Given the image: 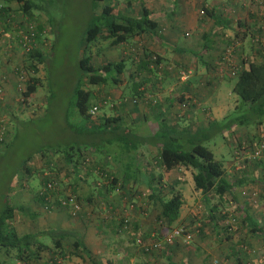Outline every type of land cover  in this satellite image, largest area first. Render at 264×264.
I'll list each match as a JSON object with an SVG mask.
<instances>
[{"label":"crops","instance_id":"crops-1","mask_svg":"<svg viewBox=\"0 0 264 264\" xmlns=\"http://www.w3.org/2000/svg\"><path fill=\"white\" fill-rule=\"evenodd\" d=\"M109 1L115 6L116 12L129 16L140 14L139 3L146 7L148 17L158 25V35L141 34L120 45L123 49L121 55H127L126 52L130 45L132 48L135 47L156 54L159 60L158 66L154 67L152 63H149L146 70L139 73V64L145 58L142 57L141 52L137 56L132 54L134 69L133 72H129L128 66H126L127 77L123 79V84L127 83L130 74H135L136 77L142 75L143 78L151 76V83H153L154 77L152 76L155 75L154 70L158 71L157 67L171 71L170 73L164 72L165 76L163 77L165 79L172 78V71L174 70L178 73L179 70L190 67L193 69L194 76L198 77L199 80L202 79L203 82L200 83L198 80L197 82L176 81V84H168V86L167 80L165 86L154 83L148 89L139 84L135 97L131 99L134 105L130 111L122 109L124 100H117L118 105L114 107V115H106L105 117L119 116L122 125L131 128L134 139L132 154H120L121 149L119 147L115 148L113 152L112 149L106 150V147L99 146L98 154L91 153L94 160L92 167L94 168L91 167L87 171L89 176L84 177L78 174V170L73 171L71 178L67 179V183H64L82 199L84 204L82 211L73 217L61 208L47 211L41 216H36L37 227L35 229L25 232H44L49 229L67 231L68 234L63 238V248L67 249L66 246L73 241L74 237L79 238L89 249L92 262L96 264H143L146 257L135 249L131 239L132 235L138 234L147 238L152 230L151 227L156 224L154 223L156 212L151 210L155 204L152 205L153 201L146 202L145 198L142 197H145L151 187H155L158 179L164 187V192L167 191L169 184H174V188L181 193L182 204L179 210L178 224L192 225L191 221L194 219H192L191 212L193 209L189 208L192 203L198 204L203 212L199 215L200 220L196 224L200 228H197L195 233H191V237L190 235L188 237L194 243L189 245L188 239L183 240L185 236L184 238L179 237L177 246H174L173 250L169 252L171 261L176 264H202L203 261L206 264H236L238 259L241 264H264V181L260 182L262 193L259 200L254 201L242 193L246 191V186L249 184L247 177L254 178L252 177L253 170L256 171L257 169V173L261 172L264 163L247 165L245 170L234 169L232 161L231 168H225L222 164L223 169L225 168L224 171L227 172V176H230L231 180L240 179L244 183L235 185L232 192L217 199L210 194H202L200 191L194 190L193 184L187 181L188 178L191 180L189 168L180 166L167 171L162 170L156 160V146L150 143V139L155 137L157 127L161 122L180 130L186 129L195 132L206 127L210 120L220 121L222 119L223 116L220 115L221 112L217 106L212 101L210 102L209 98H204V96L214 92L212 86L214 83H211L210 80L216 76L223 77L226 74V69L236 73L245 64L239 62V56L235 52L233 53L234 57L225 59L222 56L221 51L223 49L221 50V46L229 41L230 30L231 39L236 38L237 34L233 32V26L238 22H244L248 26L243 28L245 35L244 31L240 34L241 36L244 35L245 38L240 43L239 55L244 57L243 59L246 61L250 59L261 60L263 52L260 53L255 50L253 56H249L243 51V47L245 40L250 47L249 37H256L259 34L264 38V7L259 11L253 9L247 0ZM203 5L210 8L212 13L200 14L199 9ZM226 5L231 6L229 14L226 13ZM218 16L222 19L219 20ZM197 47L202 48L201 51H204V55H196L195 49ZM11 48L13 51H17L15 43L9 36L0 39V56H4L3 63L11 55ZM4 80L5 78L1 75L0 87L7 88L9 81L5 83ZM202 100L203 103L201 104ZM94 123L98 125L100 122ZM239 127L241 126H231V134L233 133L235 137L241 131ZM242 133L243 138H251L255 141L264 134V122L250 130L243 128ZM225 134L226 130L222 136L225 137ZM234 140L235 138L231 137V153L234 145L239 143L238 140ZM230 155L232 158V154ZM61 161L64 165L63 160ZM123 168H126L128 173L132 175V181L130 180L123 187L119 184V180L115 183H107L106 178L101 174L112 173L117 177L123 173ZM68 169L70 170L69 167ZM186 172H189L187 178ZM254 176L256 177V175ZM129 186L131 189L129 188L128 192L130 191L131 194L133 191L134 193L133 197L129 200L126 199L125 202L122 193L124 189L127 191ZM184 189L188 192H185ZM13 193L15 194L16 191ZM232 195L234 197H231ZM100 202L104 205H113L116 210L117 207H121L122 210L125 209L131 224L129 229L127 231L122 229L115 215L103 214L104 212L99 207ZM215 203L218 204L220 212L223 213V209L226 208L231 211V213L228 212L229 215L227 216L231 215V221L238 222V228L231 238V248L230 243L228 244L222 235L225 220L209 212L210 207ZM237 207L242 209L239 214L234 213L238 211ZM244 211L247 212L246 215ZM17 220V217L14 216L13 226ZM233 227L235 228V225ZM15 229L17 230V228ZM180 242L183 244L181 245ZM42 243L46 246L51 244L50 240L46 242L43 240ZM44 252H46V248L39 251L40 256L37 255V258L32 259L33 263L44 264ZM161 257L165 258L164 254ZM211 260L214 263H211ZM77 263L82 264L81 259L70 253L60 262V264Z\"/></svg>","mask_w":264,"mask_h":264},{"label":"trees","instance_id":"trees-1","mask_svg":"<svg viewBox=\"0 0 264 264\" xmlns=\"http://www.w3.org/2000/svg\"><path fill=\"white\" fill-rule=\"evenodd\" d=\"M12 1L18 4L19 10L22 14H24V11L27 12L26 10L30 9L32 6L31 0ZM138 6L140 8V14L138 16H129L116 12L115 6L111 4L109 0L108 2L103 3L99 8V12L92 14L84 29L83 40L86 46L96 40L99 36L110 38V45H121L122 43L128 42L131 38L140 36L141 34L158 35V25L153 19L148 17L146 7L140 4H138ZM201 10L203 11V15L204 13H212V10L205 5L202 6ZM7 12L8 7H0V39L9 32V38L14 40L13 43L17 44L15 45L16 49L23 51V62L25 63V70L28 72V78L25 80L24 89L20 94L24 100L28 98L30 94H33L37 84L40 82L34 74L37 72V65L43 62L44 55L36 46H34V43L38 42L40 39V36L42 35L41 30L43 28L41 24H32L31 21L28 20L10 26L9 22L11 18L6 15ZM26 14L30 15L29 13ZM4 15L6 16L2 22V17ZM218 19L221 20L222 18L218 16ZM241 23L242 22H239V25ZM25 35L28 37L26 42L28 48H23L21 46ZM131 51L135 53H130ZM144 51L139 50V48H130L126 52L127 55H120L118 60L114 62L106 61L99 66H95L90 61L89 55L82 54L77 61L79 75L85 78V82L88 84H104L107 79H110L111 82L115 84L121 78L127 77V71L125 70L127 61L125 62V60L130 58V61L133 62L131 59L132 54H136L137 56L139 52H141L142 57L145 58L141 60L139 64V73L146 70L149 63H152L154 67L158 66L159 60L156 54ZM262 52L261 60L258 61L252 59L246 61L243 59L244 57L239 56V62L245 65L234 73V75H230L234 77V81L231 85V92L240 99L242 113L236 116H229V118L224 116V119L221 121L210 120L206 127L200 128L195 132H190L186 129L180 130L172 125L166 124L165 122L160 123L157 127V133L155 137L150 139V143L156 146L155 156L158 166L162 170L167 171L180 166L187 169L189 168L191 170V180L194 190H198L202 194H210V196L216 197L217 199L232 192V188L235 185H241L244 183V181H241L240 179L234 181L231 180L225 173L222 163L214 159L211 150L206 148L202 143L212 138L215 134H223L225 130L226 132L229 130L231 133L230 128L233 125L241 126L245 129L249 128L250 130L264 122V48ZM156 69L160 70L161 67H157ZM124 71L126 74H123ZM1 75L4 76L3 74ZM130 76L136 77L137 75L130 74ZM139 78L140 76H138V80ZM133 89H135V86H133ZM74 93V105L79 116L89 120L91 117L88 113L89 108H97V105H91L89 103L92 91L77 86ZM135 93L136 92H133L132 94L134 97ZM101 101H104V99ZM191 104L193 103L191 102ZM101 124L107 128L100 129L99 126ZM87 125L88 126H86L84 130L86 139L84 142L68 145L64 149L52 148L46 151L40 150L35 155L28 156L20 165L19 168L22 169L21 172L25 173V175H30V177L33 176L36 180L35 187L30 193V198L36 206L39 205L46 211L58 210L61 208L64 209L69 216L73 217L82 211V206L84 205L82 199H80L76 193L68 188H64L62 186L63 183L56 179L50 161L52 156H57L59 154L60 159L63 160L64 165L70 168V171L76 172L78 170L77 172L79 175L87 177L89 176L87 171L90 170L89 168H91L92 165H94L91 153L98 154L100 151L99 146L102 145L103 147H106V150L112 149L113 152L115 151V148L119 147L121 149L120 154H132L134 139L132 138L131 128L121 125L119 116L102 117L98 125H95L94 122H89ZM104 129L107 131H104ZM104 132L111 135L110 139L107 137L108 134H103ZM103 136L106 137L104 138L105 140H103V143H101L100 140L102 141ZM258 139H255V141ZM245 142L248 145H251L254 140L247 138V141ZM238 144L239 143H236L235 148L238 147ZM85 154H88L87 158H84ZM33 159H37L39 165L41 164V166H39L40 168L37 170H30L29 168L30 166L28 165V162ZM82 159L84 162L85 159H87L85 167H80V161H82ZM258 163L262 164L264 161H255L252 164L256 165ZM44 170L49 171L50 175H43L42 172ZM34 172L36 173L34 174ZM101 174L106 178V181L109 184L115 183L119 180L121 187L127 185L130 180L132 181V175L131 173H128L126 168H123V173H120L117 177L112 173ZM48 181L54 183L51 189L48 191L42 190L45 182ZM129 188L130 186L127 191L124 189V192L122 193L123 199L125 197V202L126 199L129 200L133 197L134 192L132 191L130 194V191L128 192V190L131 188ZM163 188L164 187L157 179L155 187H151L145 197H142L145 198L146 202L153 201L152 205L155 204V206H152L151 210L156 212L154 218V223L156 224L151 227L152 230L147 238H144L141 234L135 236L132 235L131 240L135 249L139 251L141 255L146 257L145 263L143 264H154L155 259L163 254L167 261L166 264H176L170 260L169 252L173 250L174 246H177L178 236L171 242H161L162 248L159 250L147 249L148 247L146 246L151 240L162 241V238L172 226L178 224L179 210L182 204L181 193L174 188V184H169L166 192L163 191ZM48 193L50 195V203L44 199L45 196H48ZM67 193L74 196L78 203L79 210L75 215H70L69 208L71 203H69L70 198L66 196ZM231 197L234 196L232 195ZM62 202H64V204H62ZM45 203L52 208H45ZM99 207L101 211L104 212L103 214L115 215L121 228L125 229V231L131 226L125 213V209L122 210L121 207H117L116 210V207L113 205H104L101 202ZM237 208L238 211H235L234 213L239 214V211L242 212L240 207ZM218 209V204L215 203L210 207L209 212L213 215H218V217L225 220L223 223L222 235L226 242L228 244L230 243L231 248V238L238 228V222H229L227 219L228 217L223 215L226 213H222ZM21 210L22 206L13 204L10 199L4 201L0 210V248H3L5 253L11 251L16 260V264H29L32 259L37 258V252L42 248H46L44 254H47L44 264H60L61 259L69 253L81 259L82 264H96L92 262L89 249L79 238L74 237L73 241L66 246L67 249L63 248V238L68 234L67 231L49 229L44 232L18 233L12 223L15 214L19 213ZM244 213L245 215L247 214L246 211H244ZM29 216L33 217L34 213H31ZM234 225L235 228L233 227ZM197 228H200V226L193 228L192 225H187L180 235L185 236L188 234L187 232H190V234L195 233ZM43 234H48L50 236V246L43 245L42 241L39 239L40 235ZM137 239H139L142 244L138 243L136 241ZM202 264H206L205 261H203ZM236 264H241L238 259Z\"/></svg>","mask_w":264,"mask_h":264},{"label":"rangeland","instance_id":"rangeland-1","mask_svg":"<svg viewBox=\"0 0 264 264\" xmlns=\"http://www.w3.org/2000/svg\"><path fill=\"white\" fill-rule=\"evenodd\" d=\"M136 1L140 2L138 0ZM247 1L250 3V7L258 9V11L264 7L263 0ZM105 2H108V0H31L32 6L26 10L27 12L24 11V14H22L18 4L14 1L0 0V7H8L6 15L11 18L9 22L10 26L28 20L32 24H41L43 28L40 39L34 43V46L44 55L43 62L37 65V72L34 74L40 82L37 84L33 94H30L28 98L23 100V97L20 95L24 89V82L28 78V72L25 70V63L23 62V51L20 49L13 51V48H11L12 53L4 63L2 62L4 56H0V76L4 73L2 77L5 80L3 82L6 83L9 81L7 88L0 87V210L6 199H10L13 204L22 206V210L15 214V218L17 217L18 220L15 222L14 227L17 228L18 233L35 229L37 227L35 218L47 213L39 205L36 206L30 198V193L36 184L35 178L33 176L30 177V175H25V173L21 172L22 169L19 168L28 156L35 155L40 150L46 151L52 148L64 149L68 145L84 142L86 140L84 130L88 126L87 124L89 122H100L102 117L106 115H114V106L118 105L117 100H124L122 109L124 111H130L132 105H134L131 102L132 97H134L132 92H136L139 82L146 89L150 88L154 83L165 86L167 80V85L176 84V81L183 82L185 80L189 82H197V80L200 83L203 82L202 79L199 80L198 77L194 76L195 74H193L192 68L186 67L185 69L179 70L178 73L175 70L172 71L173 77H169V79H165L163 76H165L164 72L170 73L171 71L169 72V70L165 69L161 72L158 70V72L154 70L155 75L152 76L154 77L153 83H151V76L149 78H143L142 75H140L139 80L138 77L130 76L126 84H123V79L126 77L121 78L115 84L110 79H107L104 84L99 85L86 83L85 78L79 75L80 73L77 67V61L82 54L89 55L90 61L95 66H99L106 61L114 62L118 60L123 53L120 44H109L111 39L108 37L99 36L87 46L84 43V29L89 19L92 14L97 13L100 6ZM225 9L226 13L229 14L231 12V6L226 5ZM6 15L2 17V22ZM245 26L248 25L244 22L240 26L239 22L233 26V32L237 34L236 38H232L233 41L231 39V30L229 31V41L221 46V50L223 49L221 51L222 56L225 59L234 57V52L240 56V43L245 38L243 37L245 35L243 28ZM258 28H260V25H258ZM243 31L244 35L241 36L240 34ZM7 36L10 37L9 32L3 38ZM263 39L259 34L256 37H249L252 45L250 44L249 47L247 40H245L243 51L249 56H253L255 50L261 53L264 48ZM128 48L134 49L135 47L132 48L129 45ZM195 50L196 55H204V51H201L202 48L197 47ZM130 53L135 52L131 51ZM131 59L134 61L132 57ZM126 61L128 66L127 70L133 72L134 63L130 61V58L126 59ZM180 71H184L183 76L180 74ZM123 74H126L125 71ZM210 81L214 83L212 84L214 92L211 95L204 96V98H209V101H212L217 106L221 112L220 115L223 116L222 119H224V116L229 118V116H236L242 113L240 99L231 92L234 77L230 76V71L226 69V74L223 77L216 76V78H212ZM77 86L92 91L89 103L91 105H97L95 112L93 115H90L89 120L80 117L74 105V90ZM133 86H135V89H133ZM102 99L104 101H101ZM202 103L203 100L201 101ZM105 127L102 124L99 126L100 129ZM239 128L241 131H239L237 137L228 130L225 137L222 134H215L212 138L202 143L206 148L211 150L214 159L221 162L225 168H231V137L235 138L234 141H247V139L242 137L243 128ZM104 131L107 130L104 129ZM103 134L107 135L108 133L104 132ZM105 137L103 136L102 141L100 140L101 143H103ZM107 137L110 139L111 135L108 134ZM235 146L236 144L232 148L233 150H235ZM87 157L88 154H85L84 158ZM83 159L80 161V167H85L86 165ZM50 161L52 162V170H54L56 179L62 181L61 183H63L62 186L64 188H68L64 183H67V179L71 178L73 171H70L68 167L62 164L59 154L52 156ZM38 164L39 162L37 163L36 159L28 162L30 170L40 168L39 166L41 164L39 166ZM245 169L243 168L242 170ZM261 170L259 173H257V169L256 171L253 170L252 177L254 178L247 177L249 184L246 186L245 194L249 197L248 193L254 191V196L249 197L254 201L259 200L262 193L260 182L264 180V166ZM188 173L186 172V178L189 176ZM225 173L227 174L226 171ZM228 177L230 178V176ZM187 181L192 184V180H189V178ZM184 190L188 192V190ZM13 191H16V193L14 194ZM189 208L193 209L191 213L192 219L194 220L191 221V224L195 228L197 221L200 220L198 217L203 212L201 207L195 203H192ZM228 212L231 213L227 208L223 209V213H226L223 215L228 217L227 219L230 222L231 215L227 216L229 215ZM31 213H34L33 217L29 216ZM200 222L202 223V221ZM173 227H182L185 229L186 224H175ZM187 233L185 238L184 235H179L178 238L182 237L185 241L189 235L191 237L190 232ZM49 238L50 236L48 234L39 237L41 241L45 240V242ZM188 241L189 245L194 243L191 238ZM183 243L180 242L181 245ZM37 253L38 256L41 255L39 251ZM46 257L47 255H45ZM166 262L165 258L159 256L155 259L154 264H166ZM14 263L16 264V260L12 252L5 253L4 249L0 248V264ZM211 263H214L213 260H211ZM29 264H37V262L33 263L31 261Z\"/></svg>","mask_w":264,"mask_h":264},{"label":"built area","instance_id":"built-area-1","mask_svg":"<svg viewBox=\"0 0 264 264\" xmlns=\"http://www.w3.org/2000/svg\"><path fill=\"white\" fill-rule=\"evenodd\" d=\"M199 12L200 14H203V11L201 9L199 10ZM27 38H28L27 35L23 37V42L21 44L23 48L24 47L28 48V46L26 45ZM180 74L183 76L184 71H180ZM230 74H234L233 71H230ZM95 110H96L95 107H91L89 108L88 113L90 115H93ZM86 161L87 159H85V163ZM255 161L256 162L264 161V135H261L260 138L254 141L253 143H251V145H248L245 141L239 142L238 147L235 148V150H233L232 152V162H233L234 169H237V170L243 169L247 165L252 164ZM42 174L45 176H49L50 172L47 170H44ZM53 184L54 183L52 181L45 182L42 190H47V191L50 190ZM242 193H245V191ZM248 194H249V197H252L254 196L255 192L251 191ZM66 196L70 198V202H69L71 203V206L69 208L70 215H75V213L79 210L78 203L76 202V199L74 198V196H72L71 194L67 193ZM44 199H46V201L50 203L49 193H48V196H45ZM62 204H64V202H62ZM44 207L52 208L51 206L46 205V203L44 204ZM183 230L184 229L182 227L171 228L166 233V235L162 238V241L151 240L146 245L148 247L147 249L159 250L161 248V242L164 243V242L173 241L177 236H179L183 232ZM136 241L138 243H141L139 239H137Z\"/></svg>","mask_w":264,"mask_h":264}]
</instances>
